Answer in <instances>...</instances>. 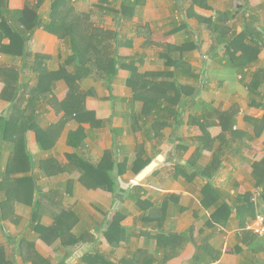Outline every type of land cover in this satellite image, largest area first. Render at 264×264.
Listing matches in <instances>:
<instances>
[{
    "label": "crops",
    "instance_id": "0c3cea01",
    "mask_svg": "<svg viewBox=\"0 0 264 264\" xmlns=\"http://www.w3.org/2000/svg\"><path fill=\"white\" fill-rule=\"evenodd\" d=\"M25 1L9 7L23 10ZM176 2L163 0L175 12L150 27L138 11L131 22L141 38L119 48L121 58L142 57L139 72L149 75L165 70L153 53L161 44L195 40L185 62L197 78L178 79L192 90L180 94L176 117L145 115L126 70L111 93L86 72L70 92L72 52L42 29L26 57L0 53V69L12 70L0 74V264H264V237L246 229L264 209V199L252 200L264 186V49L241 70L242 52L225 54L208 30L224 13L228 38L248 27V38L264 44V0H180L182 10ZM164 20L174 34L155 40L151 27ZM256 72L262 84L253 93ZM155 160L158 168L136 183Z\"/></svg>",
    "mask_w": 264,
    "mask_h": 264
},
{
    "label": "trees",
    "instance_id": "16d2710c",
    "mask_svg": "<svg viewBox=\"0 0 264 264\" xmlns=\"http://www.w3.org/2000/svg\"><path fill=\"white\" fill-rule=\"evenodd\" d=\"M53 4L51 12L47 21H45L38 12L41 1L36 5H26L23 10H12L9 7V0H0V53H9L26 57L28 55L29 44L38 29H42L64 42L68 49L72 52L69 64L74 66L76 73L67 77V83L70 86V92L77 90V78H81L82 72H86L88 76H97L99 80L103 81L107 89L113 92V84L117 80L119 72L126 70L131 72V78L127 82L128 89L135 94V100L141 101L144 104L145 115L153 110H163L169 117H176V107L180 101L181 93L192 90L186 86L179 84L180 76L194 75L186 68L185 54L187 52L197 49L195 40L188 39L183 46H175L164 43L162 45V58L165 60L167 74L169 78H175V81L165 84L156 83V79L160 74H141L139 72L138 64L143 63L142 57L136 59L121 58L119 56L120 47H129L131 44L127 42V38L120 34V30L109 32L104 35H99L88 24L85 14L82 18L73 19L70 21V12H72L69 2L71 0H52ZM104 4L111 1H120L121 8L116 11L119 24L121 21L130 23L136 17L139 8L143 6V0H102ZM176 2L178 10H182V5ZM203 0H191L192 7L202 6ZM227 14L220 13L217 19L209 25L208 30L216 36L215 42L219 48H222L225 54L235 56L241 51V55L236 58L237 65L235 67L244 70L257 61L258 55L263 51L264 44L261 39L257 37L248 38V32L244 30L240 35H231L228 38L225 32L221 30L224 22V17ZM186 24L181 27H176V31L185 28ZM175 31V30H174ZM8 39L9 45L3 44V41ZM252 53L253 55H251ZM210 54H213L210 53ZM12 70L0 69V74L10 76ZM65 72V69L62 70ZM166 74V75H167ZM263 72H256L253 75L250 86L251 92L256 93L262 84ZM79 76V77H77ZM149 77L152 79L148 80ZM21 74L17 76L13 82H21ZM157 85V86H154ZM167 85L175 92V96H169V91L164 88ZM161 88L163 91H161ZM148 93L145 94V91ZM160 91V92H159ZM182 105V104H181ZM160 115L158 114V117ZM8 122L6 121L2 132V138H5L8 133ZM80 133L72 134L70 142ZM79 146V145H78ZM82 166L86 170H93L94 172H104L103 164L100 166H93L88 163H83ZM145 167V166H144ZM143 167L138 168V171Z\"/></svg>",
    "mask_w": 264,
    "mask_h": 264
},
{
    "label": "rangeland",
    "instance_id": "374dc122",
    "mask_svg": "<svg viewBox=\"0 0 264 264\" xmlns=\"http://www.w3.org/2000/svg\"><path fill=\"white\" fill-rule=\"evenodd\" d=\"M25 1V0H24ZM41 1V4L39 5L38 12L42 16V18L47 21L49 14L51 12V7L53 4L52 0H26L25 2L28 3V5H33L34 3ZM144 4L141 8H139V23L142 25H148L149 27L151 26L149 23L151 22L152 18L155 20L159 16H167L169 13L175 12L173 9H169V5L163 4V0L148 2V0H143ZM16 6H21L23 4L22 1H14ZM13 4V2H12ZM37 4V3H36ZM35 4V5H36ZM156 4V5H155ZM150 5H155V7L151 8ZM69 6L73 9L72 12L69 14L70 21L73 19H79L82 18L85 14L87 15L86 19L88 20V24L90 27H93L95 31L93 33H97L99 35H104L109 32H115L117 29L120 30L121 35H125L127 39L131 38H136L134 40H138L141 38L140 36H137V32L135 30L138 28L139 24L134 25L132 22L131 24L125 22L124 20L121 21L119 24L118 22V16L116 15V11H119L121 8V2L120 1H111L108 4H104L102 0H71L69 2ZM171 10V11H170ZM172 15L178 16V19H181L180 14L172 13ZM85 17V16H84ZM149 21H147L146 19ZM166 19V18H164ZM136 20V19H135ZM147 21V22H146ZM166 20L164 21H158L154 23L151 27L152 33L156 35L155 40L157 39H162L163 37L168 38L171 35H173L174 30L168 31V24L165 23ZM133 24V25H132ZM168 31V32H166ZM129 32V33H128ZM164 32V34H162ZM142 42V39H141ZM140 47V46H139ZM138 47V49H139ZM150 52V51H149ZM153 52V51H152ZM139 53V52H138ZM156 57L162 58V53L158 50H155L153 52ZM209 57V56H206ZM68 64H69V59H68ZM164 72H158V73H153V74H160L158 76L159 78H167L170 79L168 74H167V68L166 65H164ZM147 74V73H145ZM167 74V75H166ZM152 79L151 77L148 79ZM77 81V80H76ZM163 82H160L158 84H162ZM169 82H165V84H168ZM157 86V85H154ZM164 88L169 91V94L171 92H174L171 88L167 85H164ZM161 91L163 89L161 88ZM160 92V91H159ZM145 93H148V90L145 91ZM168 94V95H169Z\"/></svg>",
    "mask_w": 264,
    "mask_h": 264
},
{
    "label": "built area",
    "instance_id": "2783aa9c",
    "mask_svg": "<svg viewBox=\"0 0 264 264\" xmlns=\"http://www.w3.org/2000/svg\"><path fill=\"white\" fill-rule=\"evenodd\" d=\"M263 199H264V186H261L255 190L252 200L255 203H259ZM246 229L248 231H251L257 236L264 237V209L261 212H259L255 221L252 224L247 225Z\"/></svg>",
    "mask_w": 264,
    "mask_h": 264
},
{
    "label": "water",
    "instance_id": "95a60500",
    "mask_svg": "<svg viewBox=\"0 0 264 264\" xmlns=\"http://www.w3.org/2000/svg\"><path fill=\"white\" fill-rule=\"evenodd\" d=\"M158 165V160L151 162L140 174H138V176L136 177V183H142L158 168Z\"/></svg>",
    "mask_w": 264,
    "mask_h": 264
}]
</instances>
